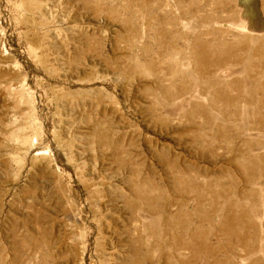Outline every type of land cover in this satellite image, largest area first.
I'll return each mask as SVG.
<instances>
[{
    "label": "rangeland",
    "instance_id": "obj_1",
    "mask_svg": "<svg viewBox=\"0 0 264 264\" xmlns=\"http://www.w3.org/2000/svg\"><path fill=\"white\" fill-rule=\"evenodd\" d=\"M0 264H264V0H0Z\"/></svg>",
    "mask_w": 264,
    "mask_h": 264
}]
</instances>
